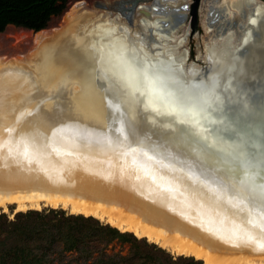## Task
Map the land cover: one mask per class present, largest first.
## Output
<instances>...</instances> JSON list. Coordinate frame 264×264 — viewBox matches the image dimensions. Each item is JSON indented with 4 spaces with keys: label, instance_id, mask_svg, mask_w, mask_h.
<instances>
[{
    "label": "bare ground",
    "instance_id": "obj_1",
    "mask_svg": "<svg viewBox=\"0 0 264 264\" xmlns=\"http://www.w3.org/2000/svg\"><path fill=\"white\" fill-rule=\"evenodd\" d=\"M262 11L234 33L233 46L248 36V25L264 32ZM84 14L90 15L74 20L71 14L66 33L59 37L51 33L37 38L40 46L25 61L0 60V210L12 205L16 212L63 208L105 220L205 264H264V250L255 243L216 231L223 219L262 235L249 220L253 211L264 215V207L259 201L253 205L239 200L242 194L247 197L242 181L264 183L251 169L264 166V155L252 156L246 168L248 157L227 155V144L215 135L203 133L190 140L172 136L171 118L197 120L180 111L162 83L127 54L129 41L135 44L134 37L143 36L140 28H111L105 13ZM158 22L149 24V31L144 25V32L156 38L151 45L159 46L157 52L170 56L183 44L170 43L178 25ZM47 96L62 100L64 111L57 123L47 112L34 111ZM121 127L123 136L117 131ZM129 145L160 158L149 162L156 182L134 167L131 157H121ZM169 184L186 192L187 200L166 191ZM217 187L224 189L222 195Z\"/></svg>",
    "mask_w": 264,
    "mask_h": 264
},
{
    "label": "water",
    "instance_id": "obj_2",
    "mask_svg": "<svg viewBox=\"0 0 264 264\" xmlns=\"http://www.w3.org/2000/svg\"><path fill=\"white\" fill-rule=\"evenodd\" d=\"M138 26L143 36L134 37L135 44L129 41L127 54H131L132 61L138 63L140 60L137 66L141 71L162 83L180 111L190 112L197 120L192 123L171 118L168 126L172 136L190 140L203 133L215 135L219 142L227 144L224 151L227 155L234 159H243L241 156L246 155L248 165L252 156L264 155V32L259 34L254 24L250 28L248 25L245 39L239 38L234 46L231 40L213 45L207 50L204 63L200 64L189 61V53L178 57L179 50L175 51L174 46L169 47L175 52L170 56L157 52L159 46L151 45L156 38L147 36L148 31ZM20 28L29 33L42 31ZM52 98L47 96L42 103L39 101L34 111L47 112L46 117L57 123L64 111L63 103ZM250 108L254 112L249 111ZM55 113L58 115H53ZM261 161L264 163V159ZM251 166L253 176L263 182L264 166Z\"/></svg>",
    "mask_w": 264,
    "mask_h": 264
},
{
    "label": "trees",
    "instance_id": "obj_3",
    "mask_svg": "<svg viewBox=\"0 0 264 264\" xmlns=\"http://www.w3.org/2000/svg\"><path fill=\"white\" fill-rule=\"evenodd\" d=\"M67 2L0 0V33L9 25L43 30L53 17L63 13ZM4 217L0 216V230L15 233L18 243L6 250L0 248V264H203L182 256L163 258L145 249L142 240L131 232H123L92 216L66 215L56 209L31 211L18 214L19 220H5L3 224L8 223L9 229L2 228ZM114 243H129L130 248L125 253L110 252Z\"/></svg>",
    "mask_w": 264,
    "mask_h": 264
},
{
    "label": "flooded vegetation",
    "instance_id": "obj_4",
    "mask_svg": "<svg viewBox=\"0 0 264 264\" xmlns=\"http://www.w3.org/2000/svg\"><path fill=\"white\" fill-rule=\"evenodd\" d=\"M96 6L98 8L92 12L105 13L111 28H117L114 25L120 24L125 30L137 31L138 25H146L149 31L151 23L162 21V24L167 25L173 22L178 27L172 34L173 38L169 37L170 43L175 44L183 40V44L177 50L180 52L186 50V53H189V61L202 64L207 50L213 45L226 43L227 40H231L234 44L236 39L234 33L238 34L250 18L258 15L259 11L263 12L264 2L261 0H103L97 2ZM75 8L77 4L72 9V15L76 17L85 11H77ZM202 20L208 29L204 45L199 38Z\"/></svg>",
    "mask_w": 264,
    "mask_h": 264
},
{
    "label": "rangeland",
    "instance_id": "obj_5",
    "mask_svg": "<svg viewBox=\"0 0 264 264\" xmlns=\"http://www.w3.org/2000/svg\"><path fill=\"white\" fill-rule=\"evenodd\" d=\"M99 1H103V0H69L67 3V6L65 8V10L63 11L62 14H60L59 16H55L51 19V21L49 22L48 26L38 32V33H30L28 34L27 31L25 30H21L20 27H16L14 25H9L3 32L0 33V60L1 62L5 61L7 62L8 60H12V59H17L20 61H25L24 58L28 57L31 55V53L38 47L40 46V41L37 42V38L38 40H40V38L42 39L44 36L49 35L51 33H54L53 36L54 37H59L61 34L66 33V29L65 26L69 25V16H71L72 14V9L74 8V6H76L77 4V11L80 10H85L84 12L79 13L78 16L80 15H90V14H84V13H91L94 9H97L98 7L96 6V3ZM74 20L77 19L76 16H73ZM201 34H200V42L202 43V45L205 44V36L208 33V29L207 26L205 25L204 21L202 20V24H201ZM38 34H40L41 36H39ZM0 62V63H1ZM52 209H56L57 211H64V213L66 215H70V214H74V215H83V214H79V213H72L69 210L63 209V208H52V207H42L41 209H29L26 211H15L16 210V206L12 205L10 207V209L8 211H4L3 209L0 210V216L1 215H5L4 219L1 221V225L3 229H9V225L7 223V225L3 224V222L5 220L8 221H15L16 219L19 220V218L17 217L18 214L21 213H29L31 211H40V212H44V211H49ZM85 216V215H83ZM93 217V216H92ZM97 220H99L100 222L104 223V224H109L107 223V221L99 219L97 217H94ZM26 218L23 219V221ZM6 222V221H5ZM111 225V224H110ZM6 230H0V248L1 249H9L10 247L15 246L18 242V236L15 233H9V232H4ZM127 232V231H125ZM130 232V231H128ZM132 233V232H131ZM133 235H135L134 233H132ZM136 237H138L139 239L142 240V245H144L145 249L147 250H153L156 254H159L161 257L163 258H168L169 255H173L175 257H187L189 259H196V260H200L203 264H205L204 261H202L201 259L196 258L195 256L192 255H184V254H179V253H175L165 247L160 246L158 243L153 242L151 240H149L146 237H139L137 235H135ZM147 244V245H145ZM149 245V246H148ZM130 248V244H124L121 245L120 243H114L113 245L110 246V252L112 251H118V250H122L124 253L127 252ZM163 251H161V250Z\"/></svg>",
    "mask_w": 264,
    "mask_h": 264
},
{
    "label": "snow or ice",
    "instance_id": "obj_6",
    "mask_svg": "<svg viewBox=\"0 0 264 264\" xmlns=\"http://www.w3.org/2000/svg\"><path fill=\"white\" fill-rule=\"evenodd\" d=\"M111 105V101H110ZM118 132L121 133L123 136V128H118ZM127 139V137H124ZM121 157H131L132 165L140 170L143 171L144 175L149 177L153 182H156L157 177L154 173L151 164L149 163L152 160H159L160 158L156 156L155 153L150 154L149 152L140 150L136 147L128 146L125 148L123 152L120 153ZM108 163H111L110 161ZM244 166L247 168L249 165L245 162ZM163 180L164 177L161 176L159 178ZM203 183L207 184V179L203 181ZM161 187H164L161 185ZM242 187L247 189V197L242 194L239 200V203L243 204L246 202L252 203L253 205L259 201L260 205L264 207V183L260 185H255L250 181H242ZM170 194H173L175 198V193H180V197L184 200H187V193L183 192L178 185L169 184L166 188ZM218 195H222L224 193V189L215 188L214 189ZM229 202H231V197H229ZM196 203L203 208L204 205L200 201H196ZM249 225L252 228H258L262 235L257 236L253 232L248 229H245L242 225H239L235 222H231L230 224H225V221L221 220V228L217 229V233L226 232L227 238L240 240L241 242L248 244V243H255L256 246L260 250H264V215L256 214L253 211L252 218L249 220Z\"/></svg>",
    "mask_w": 264,
    "mask_h": 264
}]
</instances>
